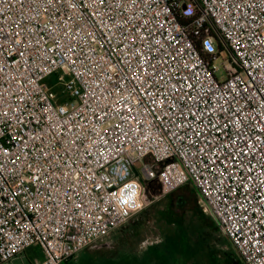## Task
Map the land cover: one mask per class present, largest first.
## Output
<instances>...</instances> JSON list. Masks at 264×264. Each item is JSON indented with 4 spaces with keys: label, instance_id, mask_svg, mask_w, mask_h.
I'll use <instances>...</instances> for the list:
<instances>
[{
    "label": "built area",
    "instance_id": "obj_1",
    "mask_svg": "<svg viewBox=\"0 0 264 264\" xmlns=\"http://www.w3.org/2000/svg\"><path fill=\"white\" fill-rule=\"evenodd\" d=\"M149 183L264 264V0H0V264L67 262Z\"/></svg>",
    "mask_w": 264,
    "mask_h": 264
},
{
    "label": "rangeland",
    "instance_id": "obj_2",
    "mask_svg": "<svg viewBox=\"0 0 264 264\" xmlns=\"http://www.w3.org/2000/svg\"><path fill=\"white\" fill-rule=\"evenodd\" d=\"M224 76L223 71L216 74L219 79ZM56 78L57 75L51 80L55 82ZM143 192L148 205L142 212L143 218L127 221L138 224L139 229L126 235L129 240L125 246L111 243L104 251L98 246L103 241L118 240L120 227L63 264H120L124 256L138 254L150 244L151 257L159 264H243L229 240L220 233L215 218L205 211L192 185L160 195L158 189ZM40 258L39 249L34 246L6 264H32Z\"/></svg>",
    "mask_w": 264,
    "mask_h": 264
},
{
    "label": "crops",
    "instance_id": "obj_3",
    "mask_svg": "<svg viewBox=\"0 0 264 264\" xmlns=\"http://www.w3.org/2000/svg\"><path fill=\"white\" fill-rule=\"evenodd\" d=\"M143 212V211H142ZM138 213L137 215L134 216V219H140V218H143V215H141V213ZM133 218V217H132ZM120 228V227H119ZM122 230L119 232L121 234V237L118 238V240L116 241H113V240H109V241H103V242H100L101 240L97 241V242H100L98 244L99 248H101V251H104V249H109L111 247V243L112 245H116L118 247L120 246H125L126 245V242L127 240H129L128 238H126L127 236L126 235H131V234H135L137 229H139L138 227V224L136 223H125L123 226H121ZM97 242L89 245V246H92V245H95L97 244ZM141 245H144L141 244ZM88 246V247H89ZM113 246V247H114ZM86 247V248H88ZM84 248V249H86ZM39 253L41 255V252L39 250ZM130 253H132L130 251ZM138 254H128V256H124L125 260L124 262H120V264H159L157 263V261L155 260L154 256L151 257V244L150 245H146L145 248L143 250H140V251H137ZM42 258V256H41ZM40 258V260H41ZM36 260V259H35ZM162 264V263H161Z\"/></svg>",
    "mask_w": 264,
    "mask_h": 264
},
{
    "label": "water",
    "instance_id": "obj_4",
    "mask_svg": "<svg viewBox=\"0 0 264 264\" xmlns=\"http://www.w3.org/2000/svg\"><path fill=\"white\" fill-rule=\"evenodd\" d=\"M182 9H185V6L182 7ZM148 189V184H144V190L146 191ZM159 195L161 194V191L158 193Z\"/></svg>",
    "mask_w": 264,
    "mask_h": 264
},
{
    "label": "flooded vegetation",
    "instance_id": "obj_5",
    "mask_svg": "<svg viewBox=\"0 0 264 264\" xmlns=\"http://www.w3.org/2000/svg\"><path fill=\"white\" fill-rule=\"evenodd\" d=\"M153 184H154V183H149V184H148V189H147V190H149V189L151 190V189L154 187ZM159 190H160V189H158V192H159Z\"/></svg>",
    "mask_w": 264,
    "mask_h": 264
},
{
    "label": "trees",
    "instance_id": "obj_6",
    "mask_svg": "<svg viewBox=\"0 0 264 264\" xmlns=\"http://www.w3.org/2000/svg\"><path fill=\"white\" fill-rule=\"evenodd\" d=\"M186 21H188V20H186ZM195 189V188H194ZM195 192H196V195L200 198V196H199V193L197 192V190L195 189ZM141 215H143V213H141ZM144 216V215H143Z\"/></svg>",
    "mask_w": 264,
    "mask_h": 264
},
{
    "label": "snow or ice",
    "instance_id": "obj_7",
    "mask_svg": "<svg viewBox=\"0 0 264 264\" xmlns=\"http://www.w3.org/2000/svg\"><path fill=\"white\" fill-rule=\"evenodd\" d=\"M129 111H130V109H129Z\"/></svg>",
    "mask_w": 264,
    "mask_h": 264
}]
</instances>
